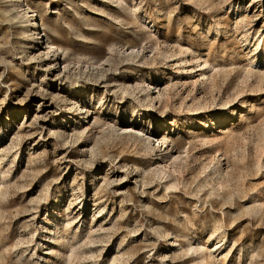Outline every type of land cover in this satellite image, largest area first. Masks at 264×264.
Masks as SVG:
<instances>
[{"label": "rangeland", "instance_id": "rangeland-1", "mask_svg": "<svg viewBox=\"0 0 264 264\" xmlns=\"http://www.w3.org/2000/svg\"><path fill=\"white\" fill-rule=\"evenodd\" d=\"M120 4L0 0V264H264V0Z\"/></svg>", "mask_w": 264, "mask_h": 264}, {"label": "bare ground", "instance_id": "bare-ground-1", "mask_svg": "<svg viewBox=\"0 0 264 264\" xmlns=\"http://www.w3.org/2000/svg\"><path fill=\"white\" fill-rule=\"evenodd\" d=\"M121 1L122 0H117V2H118V5H121L120 3H121ZM16 5H18V7H20L21 6V4L19 5V4H16ZM12 11L14 12V6L12 5ZM29 9V7H27V10ZM28 12H33V11H28ZM33 17V16H32ZM40 27L39 26H37V23L36 22H33L32 23V25H30V30H32L35 34H37V35H39V34H41V32H43V31H41L40 29H39ZM29 30V31H30ZM44 36H46V34H44ZM50 41H51V38H47V40H46V50H50V49H53V51H55V48H54V46H53V44L52 43H50ZM109 50H111V51H113L114 49L112 48V47H110L109 48ZM48 52H46L45 53V55L47 54ZM121 53H122V56H123V50L121 51ZM129 55H132V52H130V54ZM112 59H111V56H110V59H107V60H104V63H102V64H106L107 63V65L108 64H111L112 62ZM99 62H101V61H99L97 58H95V60H94V64H96L97 65V67L95 68V73H98V78H97V80L95 81V82H93V83H95L96 85L97 84H102V83H104V84H106V82H107V80L104 78L105 77V75L103 74V73H100L99 74V71L102 69L101 68V65H100V63ZM199 62H202L201 64L203 65L202 67L204 68V67H206V68H208V67H210V64L208 63V61L207 60H204V61H199ZM197 66H200L199 64L197 65ZM67 68V65H63V69H66ZM201 70H205V69H201ZM212 70V69H211ZM210 81H212L213 82V79L211 80V78H209V80H208V82H210ZM75 89H76V86L74 87ZM77 88L78 89H83L84 88V86L83 85H80V86H77ZM126 85H123V82L121 83V84H119L118 85V90H119V92H121L122 94H123V92H126L127 90H126ZM144 91H145V93H146V96H149V94H148V91H149V89L148 88H144L143 89ZM41 90L40 89H38V92H40ZM158 96H157V98H159V96L161 95L160 93H158L157 94ZM154 100H155V98H154ZM153 100V101H154ZM151 103V102H150ZM233 112V111H232ZM136 115H142V113L141 112H137V113H135V112H132V116H136ZM35 121H37V118H35ZM93 121H94V123H97L98 122V120L96 119V118H94L93 119ZM106 125V124H105ZM108 125V124H107ZM212 125L214 126L215 125V123H212ZM109 127L107 128V130L109 131V132H115V129H114V126L113 125H108ZM124 130H123V134H130V132H133V133H135V136H137V137H139V136H141V134H142V132H141V130H138V131H134L133 130V128H128V127H125V128H123ZM126 132H128V133H126ZM144 136L145 135H147V134H143ZM140 138V137H139ZM156 141H159V139H156ZM167 140H166V138L165 137H162L161 139H160V142H161V144L163 145V144H165V142H166ZM158 175H162V174H165L164 172H163V170L162 169H158V170H156L155 171ZM1 182V181H0ZM0 195H2V192L0 191ZM80 205H81V203H79ZM80 208H82V206L80 207ZM98 214H101V213H98ZM105 222V221H104ZM104 222L103 223H101V224H104ZM98 230H100V231H104L103 229V227L100 225V227L99 228H97ZM121 245H118V248L120 247ZM217 247V246H216ZM215 249V248H214ZM213 249V250H214Z\"/></svg>", "mask_w": 264, "mask_h": 264}]
</instances>
